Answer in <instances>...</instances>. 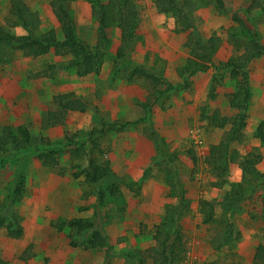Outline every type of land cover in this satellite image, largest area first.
Segmentation results:
<instances>
[{"label":"rangeland","instance_id":"obj_1","mask_svg":"<svg viewBox=\"0 0 264 264\" xmlns=\"http://www.w3.org/2000/svg\"><path fill=\"white\" fill-rule=\"evenodd\" d=\"M159 1L137 0L139 23L129 55L133 62L158 72L162 80L159 90L164 94L147 109L142 104L153 92L150 83L128 79V70L121 64L115 69L110 59L98 75L79 78L74 69L65 68L50 78H40L39 73L49 65L67 66L69 56L50 51L30 58L0 45V131L23 126L31 136L42 139L20 154L15 163L9 160L0 167V210L9 201L17 169L24 177L23 197L14 204L22 220L23 236L15 240L5 230L0 231V264H103L107 249H91L90 235H77L63 226L73 218L98 219L103 224L111 264H140L142 254L155 247V228L166 206L174 204L167 185L170 170L177 175L188 200L181 220L186 243L181 264H257L255 248L264 245V142L256 138L255 128L264 118V57L248 67L251 100L244 137L230 143L240 155L259 158L257 175L246 176L244 182L234 162L222 189L212 186L216 179L206 158L210 146L226 141L232 121L237 119L230 102L236 81L228 70L218 72L213 67L192 77L178 72L189 56L190 35L221 39L213 55L215 64L233 54L227 43L237 28L232 15L247 7L249 0H177L181 16L189 15L193 24L186 32L179 31L171 13L158 11ZM19 2L38 17L37 36L53 29L60 39L50 0H0V28L5 34L17 42L28 39L16 14ZM68 7L77 38L93 47L98 26L90 2L75 0L68 2ZM255 17L264 42V13ZM107 35L109 52L115 55L120 31L112 28ZM57 95L81 99L90 108L83 113L70 111L63 126H48L44 120L55 111ZM214 114L227 117L229 123L222 129L211 125ZM101 130L106 133L93 135V131ZM92 144L97 151L91 156L98 163L108 160L111 168L108 178L95 186L84 179L88 159L74 156L82 146L92 150ZM45 150L53 152L57 167L45 166L38 159ZM238 183L244 184L246 194L235 202L231 192ZM112 186L119 189L118 196L110 192ZM96 189L105 194L102 205ZM202 199L213 202L215 215L226 216L240 233L234 247L224 244L218 249L222 243L220 229L202 223L198 212ZM146 264L153 263L147 259Z\"/></svg>","mask_w":264,"mask_h":264},{"label":"trees","instance_id":"obj_2","mask_svg":"<svg viewBox=\"0 0 264 264\" xmlns=\"http://www.w3.org/2000/svg\"><path fill=\"white\" fill-rule=\"evenodd\" d=\"M75 0H50L49 6L59 28L61 37H57L53 29L37 36L35 30L38 28V17L32 13L22 2L16 7V14L22 28L28 33V39L24 41H14L0 28V45L19 51L25 57L38 58L52 51L56 56H69L70 61L67 66L61 67L49 65L47 69L39 73L40 78H50L65 68L74 69L75 75L84 78L89 75H98L106 61L110 59L114 62L115 69L118 65H123L128 70V79H143L150 83L152 93L149 94L147 102L143 103L145 109L151 104L157 103L164 94L160 89L162 80L159 73L145 64L133 62L129 55L133 52L136 41V29L139 23V8L137 0H88L92 6L91 15L95 19L98 29L96 42L93 47L88 46L76 36L72 15L68 7V2ZM185 5V4H184ZM180 3L177 0H160L157 9L161 13H171L176 17L180 32H186L193 28L189 15L182 17L180 13ZM264 13V0H249V5L245 8L237 9L232 15V22L237 26L236 33L229 34L227 43L233 48V54L225 61L215 64L213 55L221 46L219 37L210 36L207 39L194 38L191 35L187 38L189 56L184 66L179 69V75L195 76L198 73L207 71L213 67L216 71L228 70L230 78L236 81V89L230 95L231 106L237 111V119L232 121V128L228 132L226 141L209 148L206 163L210 165V171L214 175L216 182L212 186L222 189L226 184L230 164L237 162L242 178L245 182L246 176L256 174L255 165L259 158L246 154L240 155L230 148V143L234 140H241L243 130L246 127V112L250 105V74L248 67L252 61L264 57V42L258 30L259 21L256 14ZM117 28L120 31V44L115 55H111L110 39L107 31ZM56 109L49 112L44 120L48 126H63L66 116L70 111L83 113L90 108L85 101L78 98H70L68 95H57L54 97ZM92 111L98 115L97 110ZM227 117L218 118V114L210 119L211 125L217 128H224L228 123ZM106 131H93V135H104ZM255 136L264 142V118L256 125ZM42 139L30 135L25 127L19 126L15 129L4 127L0 131V167H5L9 160L15 163L20 159V154L25 153L38 145ZM49 146V143L47 144ZM92 150H87L84 146L74 152V156L79 159L86 157L87 165L84 169V179L89 186H95L104 181L111 174L110 162L105 160L101 163L92 157L91 154L97 151L95 144ZM43 165L57 167L58 161L53 152L45 150L37 155ZM167 185L170 195L174 197V204L165 208L161 222L156 226L153 240L155 247L149 253L142 254L140 264H146L147 259H151L153 264H181L186 254V243L181 228V220L188 200L185 190L179 182L177 175L172 170L169 171ZM97 190L100 205L104 202L105 194ZM253 189L251 190V192ZM114 196L119 195L116 186L110 188ZM24 194V177L19 169L16 171L15 180L10 190L9 201L0 210V231L5 230L8 237L19 240L23 236L21 217L17 215L14 204L20 200ZM244 184L238 183L234 186L231 195L235 202H240L245 196ZM198 212L202 216V223L208 226H216L220 229L222 243L217 246L220 249L224 244L235 246L239 240L240 233L234 226L226 220V216L217 217L215 215L214 203L200 200ZM261 216L264 218V206ZM77 235H90L91 249L99 251L107 249L103 264H111L112 254L109 237L104 226L98 219L73 218L63 223ZM216 229V231L218 230ZM217 243V242H214ZM71 245H74L71 243ZM257 264H264V245L260 244L255 248L253 255Z\"/></svg>","mask_w":264,"mask_h":264},{"label":"built area","instance_id":"obj_3","mask_svg":"<svg viewBox=\"0 0 264 264\" xmlns=\"http://www.w3.org/2000/svg\"><path fill=\"white\" fill-rule=\"evenodd\" d=\"M192 136H193V134H192Z\"/></svg>","mask_w":264,"mask_h":264}]
</instances>
